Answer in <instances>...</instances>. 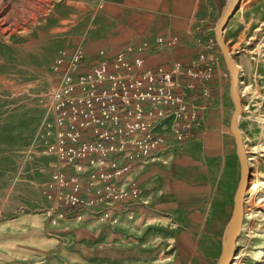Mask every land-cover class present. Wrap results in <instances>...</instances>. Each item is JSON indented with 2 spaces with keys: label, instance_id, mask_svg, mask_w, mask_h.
<instances>
[{
  "label": "rangeland",
  "instance_id": "obj_1",
  "mask_svg": "<svg viewBox=\"0 0 264 264\" xmlns=\"http://www.w3.org/2000/svg\"><path fill=\"white\" fill-rule=\"evenodd\" d=\"M228 1L217 0L214 18L199 30L196 40L205 43L194 59L176 62L173 67H147L139 47L98 45L93 55L86 52L89 41L124 40L122 30L106 25L105 0H0V264H43L58 216L74 210L76 203L94 206L97 198L101 200L97 203L107 200L112 205L120 198H110L123 191L134 197V189L118 188L115 179L139 164L158 161L160 151L193 137L211 104L216 105L228 137L221 174L228 220L239 165L228 129L233 111L229 73L214 38L215 24ZM222 38L240 72L241 109L236 124L252 159L243 203V212L249 216L260 210L264 199V0H239ZM118 53L141 57L140 72L160 68L177 76L179 86L171 93L180 102L165 107L162 116L156 114V100L141 101L143 129L133 125L132 106L138 101L132 92L124 95L121 84L116 83L112 97L110 81L97 83L92 75L97 65L104 64L113 80L132 82L127 76L132 74L125 68L113 67ZM88 74L91 79L84 78ZM94 91L99 97L95 107ZM124 96H130L126 109ZM89 97L93 99L91 110L82 104ZM179 106L194 113V126L182 139H176L172 131V114ZM144 137L160 141L148 147L146 154L132 157L129 168L120 175L108 181L97 176L94 189V159L101 156L100 151L105 153L102 171H107L111 160L120 168L127 162V153L139 150L133 141ZM109 147L126 152L112 154ZM74 183L77 189H73ZM106 185L113 189L105 190ZM65 195H73L77 201L70 203ZM249 223L243 219V225ZM251 226L262 231L264 221ZM236 243L235 264H251L256 251L252 249H264V239H255L248 227L242 226ZM218 255L211 264H216Z\"/></svg>",
  "mask_w": 264,
  "mask_h": 264
},
{
  "label": "crops",
  "instance_id": "obj_2",
  "mask_svg": "<svg viewBox=\"0 0 264 264\" xmlns=\"http://www.w3.org/2000/svg\"><path fill=\"white\" fill-rule=\"evenodd\" d=\"M216 8L217 0H105L106 25L122 30L124 40L89 41L86 52L133 46L147 67L187 63L203 47L196 38ZM214 106L193 137L115 179L118 188L134 189V197L76 203L60 214L43 264H211L228 213L221 181L228 137Z\"/></svg>",
  "mask_w": 264,
  "mask_h": 264
},
{
  "label": "built area",
  "instance_id": "obj_3",
  "mask_svg": "<svg viewBox=\"0 0 264 264\" xmlns=\"http://www.w3.org/2000/svg\"><path fill=\"white\" fill-rule=\"evenodd\" d=\"M130 49H128L129 51ZM140 49H137L139 51ZM113 67L115 69L117 68H125L128 74H132L131 76L127 75L132 82L129 83H120V81H116L115 79L113 80V75H110L107 72V68L104 64L97 65L93 70H92V75L94 76L95 82H101L103 80H108L110 81L109 84V90L110 95L113 97L116 95V83L121 84L120 88L122 92L125 94H129L132 92V95L134 98L136 97V100L138 101L137 103H134L132 106V112L134 113L133 120H134V126L136 128L143 129L144 126L146 125L145 122L141 121V101L144 99H154L156 100V103L158 104V110L156 111L157 116H162L164 113L165 107L173 104V103H178L180 102L178 97H175L172 95L171 90L177 86H179V83L177 81V76L175 75V72H168V71H163L162 69L158 68L157 70H142L140 72V67L142 65V59L141 57L137 56L134 54V56H131V54L127 55L124 53H118L115 55L113 58ZM139 70L138 72V80L135 79V72ZM186 74L190 76V73L187 71ZM91 77L90 74L85 76L84 78L89 79ZM82 79V78H81ZM91 79V78H90ZM143 80L144 85L142 86L145 87L144 93H141L140 88H141V80ZM94 91V107H95V101L99 100V97L95 95ZM151 93H155V95H150ZM130 96H124L126 107L127 108V101ZM90 100V101H89ZM93 99L91 97L85 98L83 100V107L86 108L87 110H91L93 104ZM111 108H113V105H111ZM72 111H77L75 107H71ZM131 109L129 108V111ZM95 111V110H94ZM64 112L62 111L60 115H63ZM173 122H172V131L173 135L175 136L176 139H182L185 135L188 134L189 130L193 128L194 126V113L193 112H185L182 106H179L174 112H173ZM95 121V119H94ZM150 137H144L143 139L137 138V140H134L133 143L136 144L139 148L138 151H133L129 152L126 154V159L127 162L124 163L123 166L120 168H117L116 163L111 160L107 164V171H102L103 167V160L102 157L105 156L102 151H100L101 156L98 158L94 159V189H97L98 182L96 180V177L98 176L100 180L102 181H108L113 175H120L121 173L125 172L131 162L132 157H139L142 154H146L147 148L151 147L154 145V142L160 141L159 139L153 140L150 142ZM144 143V144H142ZM109 150H111L109 153L112 154H119L121 152H126L123 149H114L112 147H109ZM118 151V152H116ZM94 154H95V149H94ZM83 155V154H81ZM97 174V175H96ZM77 184H73L72 187L73 189H77ZM105 190H110L113 189V186L111 185H106ZM126 196V192H120L116 197L110 198V199H115V198H121ZM66 200L70 203H74L77 201V198L73 195H65L64 196ZM101 200L94 198V202H100ZM104 204L111 203V201H103Z\"/></svg>",
  "mask_w": 264,
  "mask_h": 264
},
{
  "label": "water",
  "instance_id": "obj_4",
  "mask_svg": "<svg viewBox=\"0 0 264 264\" xmlns=\"http://www.w3.org/2000/svg\"><path fill=\"white\" fill-rule=\"evenodd\" d=\"M238 0H229L214 27V38L220 49L223 61L229 73V95L233 104V111L229 120V131L235 142V153L239 165V179L233 194V204L230 216L224 227L220 241V252L216 264H228L229 258L234 250V243L241 224L242 197L245 189V160L242 153L240 134L237 129L236 120L240 112L239 96L236 90V68L228 54V48L222 39L223 28L232 15Z\"/></svg>",
  "mask_w": 264,
  "mask_h": 264
},
{
  "label": "bare ground",
  "instance_id": "obj_5",
  "mask_svg": "<svg viewBox=\"0 0 264 264\" xmlns=\"http://www.w3.org/2000/svg\"><path fill=\"white\" fill-rule=\"evenodd\" d=\"M236 6H237V4H236ZM234 11H235V9H234ZM234 11H233V13H234ZM228 54H229L231 60L234 63V59H233L231 53L229 52V49H228ZM234 66L236 68V90H237V93H239V91H238V83H239V80H240V78H239L240 72L238 71L235 63H234ZM239 105H240V109H241V101L240 100H239ZM242 108H243V106H242ZM239 134H240V141H241V145H242V153H243L244 160H245V170H246L245 189H244V193H243V197H242V206H241V214H242L241 215V224H240L239 231L242 229V226H243V228L248 227V230H249L250 234L255 239H259V238H263L264 239V230H262V231L255 230V229H253V226H251V223H255L257 221H264V199L261 200V206H260V210L259 211H252L249 216L245 212H243L244 197H245V193H246V190H247V185L249 186V182H250L249 181V174H250V166H251L252 159L249 156V153L244 149L243 143H242L243 139L241 137V133L239 132ZM244 218H246V220H248L251 223L243 225V219ZM238 234H239V232H238ZM236 244L237 243H236V240H235L234 250H233L232 255L229 258L228 264H231V262H232V264H235V262H233L232 259H233L234 255H235ZM252 250H256V251H255V253L253 255V259H252V263L251 264H260V263H262V261H264V249L257 248V249H252ZM235 260H236V257H235L234 261Z\"/></svg>",
  "mask_w": 264,
  "mask_h": 264
}]
</instances>
